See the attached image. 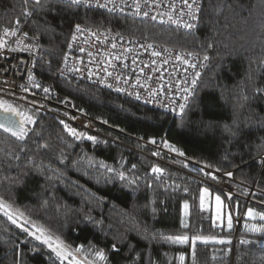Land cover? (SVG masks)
<instances>
[{
  "label": "trees",
  "instance_id": "obj_1",
  "mask_svg": "<svg viewBox=\"0 0 264 264\" xmlns=\"http://www.w3.org/2000/svg\"><path fill=\"white\" fill-rule=\"evenodd\" d=\"M200 1L195 28L183 31L105 6L0 0V36L17 24L38 40L35 87L71 102L102 134L33 106L4 103L34 123L24 124L22 140L0 130V264H264V237L248 230L264 221L245 220L249 208L264 213V0ZM76 25L203 55L204 68L196 84L191 82L192 97L179 116L61 75ZM65 125L83 135H70ZM152 141L163 153L232 173L236 195L146 157L156 152L146 146ZM216 196L223 208L219 219ZM183 235L187 242L168 239ZM197 236L208 242L196 240L193 246ZM44 239L53 247L62 241V256ZM97 251L107 260L100 261Z\"/></svg>",
  "mask_w": 264,
  "mask_h": 264
},
{
  "label": "built area",
  "instance_id": "obj_2",
  "mask_svg": "<svg viewBox=\"0 0 264 264\" xmlns=\"http://www.w3.org/2000/svg\"><path fill=\"white\" fill-rule=\"evenodd\" d=\"M28 1L35 2V0ZM57 1L70 2V0ZM189 2L191 3V0ZM78 6L94 9L105 6L115 14L144 18L177 27L179 30L190 31L182 25L192 23L194 27L191 30L195 28L201 1L197 0L196 5H193L198 9L196 20H192L186 14L188 9L183 0H86ZM144 13L148 15L145 16ZM181 13L184 15L182 16ZM153 16L156 17L155 20L152 19ZM169 16L173 20L180 21V24L172 23ZM80 28L79 32L76 31V27L73 29L68 54L64 57L59 70L61 75L103 86L112 91L119 90L124 97L150 104L152 107L158 106L171 117L179 116L192 97L191 82L195 80L196 84L204 68L203 55L196 53L189 55L190 52L187 51L162 47L145 41L136 42L122 34H109L82 25ZM0 44H3V47H0V101L33 106L87 132L102 136L97 131L95 122L84 114L77 113L71 102H59L43 89L39 90L35 87L38 81L32 80L31 76L33 63L38 55L36 38L20 31L17 24H14L9 34L0 36ZM153 52L159 55H153ZM122 74L127 77H123ZM185 89L188 91L185 92ZM50 105L60 107V110L70 112L74 114V117L67 119L62 112L50 109ZM181 105L183 108L180 107ZM80 117L83 119H79ZM78 119L81 121L78 122ZM89 122L93 125V130L85 128L90 125ZM147 145L156 152L143 154L146 157L153 158L156 162L197 178L204 184L226 193L223 183L226 178L221 173L174 152L163 153L159 150V144L150 142ZM198 171L205 177L199 176ZM220 175L223 178H220ZM229 195L235 196L232 193ZM241 217H235L236 227Z\"/></svg>",
  "mask_w": 264,
  "mask_h": 264
},
{
  "label": "snow or ice",
  "instance_id": "obj_3",
  "mask_svg": "<svg viewBox=\"0 0 264 264\" xmlns=\"http://www.w3.org/2000/svg\"><path fill=\"white\" fill-rule=\"evenodd\" d=\"M40 2H41V0H35V3L37 5L40 4ZM70 2L72 4H75V5H80L81 3L86 2V0H70ZM25 3H27V0H25ZM183 3L185 4V6L188 9L186 14L192 20H196L197 19V11H198V9L194 8L193 5H196L197 0H191V3L189 2V0H183ZM137 10H139L138 6H137ZM30 14L31 13H25V15H30ZM144 15L147 16L148 14L144 13ZM181 15L183 16L184 13H181ZM152 19L155 20L156 17L153 16ZM169 20H171L172 23H174V24H178V25L180 24V21L173 20L171 16H169ZM17 23H19V22H17ZM182 26L187 28V29H189V30H191L194 27V25L192 23H184ZM75 27H76V31L77 32L81 31L80 25H76ZM13 34H15V33H13ZM0 47H3V44H0ZM153 55H159V53L153 52ZM189 55H191V53H189ZM205 59H207V57H205ZM192 83L195 84V80H193ZM44 91L48 92L49 89L45 88ZM187 91H188V89H185V92H187ZM180 107L183 108V105H181ZM0 108H3L5 111H10L14 115H22L21 113L17 112L16 109H14L11 105L4 104L3 101H0ZM25 123H34V121L32 120L31 117H24L23 119H21L19 125H15V124H13V125L0 124V129H3V131L6 132V133H10L17 140H22V139H24V137L26 135V131H25L24 127H23V125ZM61 123H63V121ZM17 129H19V130H17ZM65 130L68 131L69 134L73 135V136L83 135L82 133H77V131L74 128H70L68 125H65ZM87 139L95 140V137L88 136ZM152 143H155V141H152ZM172 150L176 151V149H174V148ZM179 154L183 155L182 152L179 153ZM152 171L156 172V173H159L162 170L159 169V168H153ZM227 175L231 176L232 173H227ZM121 178H123V176H121ZM212 178L215 179V177H212ZM206 194H207V189H204L202 191L201 197H200V207L202 209L204 208V205H205V195ZM215 199H216V205H217V218L219 219L220 218V207L222 205V201H221L219 196H216ZM0 207H4V205L0 204ZM184 207L187 209L188 205L185 204ZM5 214L7 215V212H5ZM247 216L249 218H252V219H256L257 217H259V220L264 221V213L254 212V210L251 209V208L248 209ZM9 219H12V217L9 216ZM13 223H15V220H13ZM227 227L229 229H231V227H232V216L230 214L227 217ZM246 227H248V226H246ZM248 230L250 232H252V233H259L262 237H264V225H259L258 226V225L254 224L251 227H249ZM39 231L41 232V235H43V229H39ZM36 239L40 240L41 237L40 236H36ZM168 239L172 240L174 242L184 243V242H187L189 240V237L186 236V235H183V236L168 237ZM196 240H202L204 243L208 242V238L197 236V237H194L193 240H192L193 246L195 245ZM42 242L45 243V244H48L49 247L51 248V250L56 254L57 257H61L62 256V245H63L62 241H59L57 239L55 247L52 246V244L49 242V239H44ZM219 243H225V241L221 240V241H219ZM227 243H231V241H227ZM240 243L241 244H248V243H251V241L241 240ZM112 247H113V250H116V245L115 244ZM79 250L80 249H77V251H79ZM96 256H97V258L100 261H106L107 260V257H106V255H105V253L103 251H97L96 252ZM181 259H183V257H181Z\"/></svg>",
  "mask_w": 264,
  "mask_h": 264
},
{
  "label": "water",
  "instance_id": "obj_4",
  "mask_svg": "<svg viewBox=\"0 0 264 264\" xmlns=\"http://www.w3.org/2000/svg\"><path fill=\"white\" fill-rule=\"evenodd\" d=\"M21 119L19 115H14L10 111H5L3 108H0V124H5V125H19ZM24 127V125H23ZM3 131V129H0ZM19 130V129H17ZM257 219V218H256ZM256 219H252L249 217H245L246 221H255Z\"/></svg>",
  "mask_w": 264,
  "mask_h": 264
},
{
  "label": "rangeland",
  "instance_id": "obj_5",
  "mask_svg": "<svg viewBox=\"0 0 264 264\" xmlns=\"http://www.w3.org/2000/svg\"><path fill=\"white\" fill-rule=\"evenodd\" d=\"M24 117H27L25 114H22L21 115V119H23ZM79 119H83L82 117H80ZM77 120L78 122H80L81 120ZM89 124L90 125H88V127H85L84 125H82V126H84L86 129H89V130H93V125H91V123L89 122ZM225 178H226V180L225 181H223V183H224V190L226 191V193H228V194H235L236 195V191H235V189L237 188V187H233L232 186V181H233V179H231V177L230 176H225V175H223ZM223 176L222 175H220V178H223ZM254 191L251 189L250 190V193H253ZM246 200V202L248 203L249 201L248 200H250L249 198H246L245 199ZM223 208H222V206L220 207V210H222ZM236 229V228H235ZM68 257V256H67ZM66 257V255L64 256V259H67L68 260V258ZM76 260V259H75ZM78 261V260H77ZM70 262H72V261H70Z\"/></svg>",
  "mask_w": 264,
  "mask_h": 264
},
{
  "label": "flooded vegetation",
  "instance_id": "obj_6",
  "mask_svg": "<svg viewBox=\"0 0 264 264\" xmlns=\"http://www.w3.org/2000/svg\"><path fill=\"white\" fill-rule=\"evenodd\" d=\"M258 221H256V222H260L261 220H259V217H258V219H257Z\"/></svg>",
  "mask_w": 264,
  "mask_h": 264
}]
</instances>
